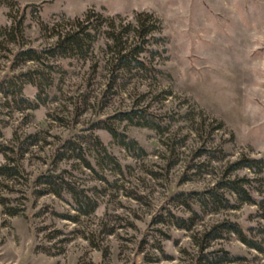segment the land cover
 I'll return each mask as SVG.
<instances>
[{
	"label": "rangeland",
	"instance_id": "1",
	"mask_svg": "<svg viewBox=\"0 0 264 264\" xmlns=\"http://www.w3.org/2000/svg\"><path fill=\"white\" fill-rule=\"evenodd\" d=\"M9 1L12 7L0 0V35L21 19L23 45L2 40L0 47V169L19 163L24 172L0 174V264H189L197 253L194 236L224 222L241 225L263 251L234 234L212 242L210 250L237 255L235 264H264V202L207 214L190 232L169 219L153 222L168 211L190 216L183 199L172 197L205 191L226 175L255 179V197L264 201V172L227 174L228 163L244 154L264 158V0ZM90 10L128 20L149 12L162 20L168 59H152V66L164 71L158 80L140 72L111 88L107 71L94 73L91 61L48 59L53 68H46L14 59L20 49H47L56 41L55 26L65 27L68 19ZM17 90L26 100L17 98ZM138 109L168 121L173 113L191 112L194 123L203 120L216 130L212 139H200L190 122L176 121L160 134L118 115ZM100 119H109L142 149L128 151L94 127ZM95 137L118 158L120 169L102 164L91 144ZM68 140L77 142L85 160L62 149ZM203 141L228 157H196ZM44 174L62 175L99 208L81 216L52 192L32 194L34 187L48 189L36 183ZM10 207L24 211L9 216ZM65 217H78L79 223Z\"/></svg>",
	"mask_w": 264,
	"mask_h": 264
},
{
	"label": "trees",
	"instance_id": "2",
	"mask_svg": "<svg viewBox=\"0 0 264 264\" xmlns=\"http://www.w3.org/2000/svg\"><path fill=\"white\" fill-rule=\"evenodd\" d=\"M4 4L12 7V1L4 0ZM21 24L20 19L11 29L6 28L2 31L4 35H0V47L4 46L2 40L15 44L17 47L23 45V35L20 32ZM64 26H62L63 28L55 26L52 29L51 38H55L56 41L47 49L40 50L34 47L26 50L20 49L15 53L14 59L17 62H37L46 68H53V65L48 64V59L91 61L94 73H97L100 68H104L107 71V85L111 88H114L119 82L125 83L130 78L140 74V72L146 74L147 78L151 80H158L159 75L164 72L152 66L153 58L168 59L165 47L168 39L164 34V24L154 13L137 12L131 20H128L120 18L118 15L104 17L94 10H90L83 18L76 16L68 19L67 24ZM7 31L9 32L8 35ZM157 46H161V49ZM40 74L43 75L44 73L41 72ZM19 91L15 92L17 98L19 100H26ZM168 94L164 93L165 96H168ZM118 115L122 116V120L129 121L134 126H144L154 129L160 134L170 131L176 121L190 122L192 124L191 130L200 139H212L211 134L216 130L208 127L203 120L199 124L194 123L191 112L173 113V118L170 121H168V118L164 119L160 115L150 113L146 109L131 110ZM93 126L108 131L128 151L135 148L136 150L142 149L134 139L120 132L109 119H100L93 123ZM219 129L220 127L217 128V130ZM76 144L77 142L68 140L62 146V149L68 148L74 150L77 153L78 159L85 160L82 148ZM91 144L95 147L102 164L106 168L110 170L121 168L118 158L108 152L98 137H95ZM196 154V157L207 155L209 159L217 161H223L228 157V153L224 149L207 146L204 141ZM244 156L228 163L227 174L246 169L257 176L263 174L264 158H253L245 154ZM195 168L198 169L200 167L198 165H189L187 167V169ZM23 172V168L19 163L13 167L8 165L0 169L1 175L9 177L23 175ZM255 182V179H230L226 175L205 191L178 192L172 198L181 197L191 215L187 217L179 216L172 211H168L164 215L156 214L153 222L157 224L161 223L163 218L165 221L169 219L177 229L190 232L197 222L202 221L203 216L207 214H214L221 210H237L240 205L244 204L261 206L264 201L261 198L255 197V192L253 191ZM36 183L44 185L46 186L44 188L48 189L41 190L34 187L31 189L32 194L41 197L48 194V192H52L67 203L70 202L74 210L81 216H89L99 208L98 201L82 194L73 183L65 180L62 175H40L36 179ZM50 188L53 190H50ZM259 191L262 192V189L258 188L256 190V192ZM64 193L71 195L72 201L66 199ZM228 193L229 196L227 195ZM23 211L24 209L10 207L7 213L9 216H17ZM65 218L74 223H79L78 217ZM227 234L238 236L249 248L263 251L262 245L253 241L241 225L224 222L194 236L193 240L197 247V253L191 258L189 264H235L239 260L237 255L224 249L210 250L212 242L225 240ZM158 248L160 249L161 246ZM156 262L151 261V263Z\"/></svg>",
	"mask_w": 264,
	"mask_h": 264
}]
</instances>
